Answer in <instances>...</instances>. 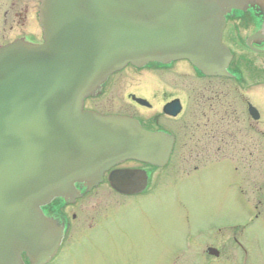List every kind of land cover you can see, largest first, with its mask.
Wrapping results in <instances>:
<instances>
[{
	"label": "water",
	"instance_id": "1",
	"mask_svg": "<svg viewBox=\"0 0 264 264\" xmlns=\"http://www.w3.org/2000/svg\"><path fill=\"white\" fill-rule=\"evenodd\" d=\"M252 0H42L44 42L0 49V264L50 259L63 226L41 206L89 190L115 164L163 166L172 138L137 120L83 110L107 77L127 64L186 59L207 75H225V15ZM141 104L146 101L136 99ZM164 110L175 115L177 102ZM121 193L146 188L142 170L115 169ZM209 253H213L211 248Z\"/></svg>",
	"mask_w": 264,
	"mask_h": 264
},
{
	"label": "flooded vegetation",
	"instance_id": "2",
	"mask_svg": "<svg viewBox=\"0 0 264 264\" xmlns=\"http://www.w3.org/2000/svg\"><path fill=\"white\" fill-rule=\"evenodd\" d=\"M40 1L0 0V48L16 41L29 44L43 42L44 35L39 21ZM221 41L231 55L226 68L229 74L207 76L190 65L191 75L199 84L192 88L193 101L191 100L192 106L189 107L188 113L185 112L182 99L171 96L166 91L160 92V97L163 100L170 96L169 100L166 99L159 108H154L147 95L151 94L154 97L157 87L144 81L141 82L146 84V90L142 94L128 93L126 95L130 102H128L129 106L125 102L122 104L124 111L102 112L101 109L93 107H87V109L101 114L130 116L136 118L147 130L173 134L174 143L167 164L177 155L182 156L183 159L192 158L195 161L207 158L212 162L209 168L215 169L223 165L225 173H228L230 177L228 182L229 190H231L230 197L233 193V200L240 198L241 211L238 217H246L245 221L238 226L240 229L235 236H232L234 227L229 226V229L225 227L224 231L232 233L229 238H232L235 243L239 257L242 256L243 260H246L250 246L244 234L254 223L264 227V0H252L244 8L231 10L225 16ZM174 63L176 62L166 65L153 63L145 68H149L152 71L151 74H159L162 77L163 74L171 71ZM128 68L133 71L145 69L128 65L113 73L107 79L103 89L107 88L110 80L112 85L114 82L119 83L118 79L123 76L121 72ZM201 82L206 84L202 85ZM163 83L167 85L164 81ZM136 98L145 99L148 103L141 104L136 101ZM87 100L84 101V106ZM172 100H177L179 106L175 116L164 110L165 105ZM127 107L154 110L143 120L148 126H145L142 119L132 114ZM187 141L193 142L192 149H186ZM219 157L223 158L220 164L215 160ZM117 168L142 169L147 172L150 179L153 171L161 169L133 160L126 161L106 171L101 182L88 192H84L83 185L77 184L76 188L81 192V196L73 202L56 199L43 206L44 214L56 219L64 227L62 243L46 264L52 263L64 243L79 233L93 231L100 226L101 217L98 219L91 217V222H88V217L85 216L88 211L87 199L98 189L107 188L111 195L116 196H132L147 192L145 190L142 193L128 195L112 188L108 182V174ZM77 209L78 212H76ZM227 243L228 241L225 242V247L229 246ZM208 248H211L213 253L210 254L207 251ZM207 249L206 252L212 257L210 259L215 260L220 256V251L216 247L208 246ZM21 258L24 264H29L24 253L21 254ZM171 262L176 263L175 259ZM222 264L229 263L225 261Z\"/></svg>",
	"mask_w": 264,
	"mask_h": 264
},
{
	"label": "rangeland",
	"instance_id": "3",
	"mask_svg": "<svg viewBox=\"0 0 264 264\" xmlns=\"http://www.w3.org/2000/svg\"><path fill=\"white\" fill-rule=\"evenodd\" d=\"M150 72L149 68L123 70L119 83L112 85L110 80L103 93L89 98L84 107L102 112L124 111L122 104L129 106L130 102L126 95L142 94L146 90L144 81L157 87L154 97L147 95L154 108L169 100L170 96L163 100L160 97V92L166 91L180 97L187 112L192 106V88L199 84L191 75L189 63L177 61L162 77ZM128 110L142 122L154 112L136 107ZM185 145L192 149L193 142ZM198 160L175 155L165 167L152 172L146 193L116 196L107 188L98 189L85 201V216L88 222L91 217H101L100 226L64 243L51 264H172L173 259L174 264H264V227L258 223L248 227L244 235L249 255L243 260L229 238L246 219L238 217L240 198L233 200V193L230 197V177L223 165L214 169L209 168V159ZM215 160L220 164L223 158ZM229 226L234 227L231 234L224 231ZM226 241L228 247L224 246ZM208 246L219 249L220 256L215 260L206 252Z\"/></svg>",
	"mask_w": 264,
	"mask_h": 264
}]
</instances>
